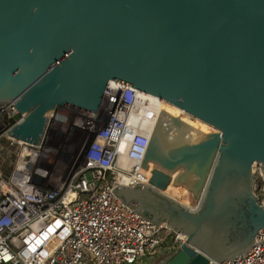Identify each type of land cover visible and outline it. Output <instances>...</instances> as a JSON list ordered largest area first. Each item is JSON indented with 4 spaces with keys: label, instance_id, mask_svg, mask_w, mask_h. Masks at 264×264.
<instances>
[{
    "label": "water",
    "instance_id": "water-1",
    "mask_svg": "<svg viewBox=\"0 0 264 264\" xmlns=\"http://www.w3.org/2000/svg\"><path fill=\"white\" fill-rule=\"evenodd\" d=\"M53 65V66H52ZM109 80L163 98L140 174L114 186L186 239L154 264L233 259L264 227V0H0L7 133L37 144L65 103L95 111Z\"/></svg>",
    "mask_w": 264,
    "mask_h": 264
},
{
    "label": "built area",
    "instance_id": "built-area-1",
    "mask_svg": "<svg viewBox=\"0 0 264 264\" xmlns=\"http://www.w3.org/2000/svg\"><path fill=\"white\" fill-rule=\"evenodd\" d=\"M162 100L109 80L95 111L58 106L37 144L7 133L23 114L0 100V152L14 151L9 172L0 167V264H133L161 243L175 248L186 239L143 217L114 191L116 184L148 183L139 168ZM64 147L66 167L55 169L58 161L45 152ZM252 169L260 176L258 163ZM260 179L255 190L261 198ZM258 240L233 259L207 264H264V227Z\"/></svg>",
    "mask_w": 264,
    "mask_h": 264
},
{
    "label": "rangeland",
    "instance_id": "rangeland-1",
    "mask_svg": "<svg viewBox=\"0 0 264 264\" xmlns=\"http://www.w3.org/2000/svg\"><path fill=\"white\" fill-rule=\"evenodd\" d=\"M57 129V128H56ZM75 132L74 131H64V135H67V138H71L73 137V134ZM45 154L47 156H52L55 161H58V163L55 165V169H59L60 167L65 169V164H66V158L69 155V151L68 148H60L56 151H53L52 149H47ZM0 167L2 168L3 172L5 174H7L12 166V163L14 161V151L12 146L9 147V149L5 150L4 152L1 151L0 152ZM255 170H257L256 165H254ZM260 176L257 174V184L260 183ZM184 200V199H183ZM184 203H187L188 205L191 204L189 202H187L186 200H184ZM190 206V205H189ZM174 247L173 246H169L167 243H161L159 245L156 246L155 251L150 253L147 252L146 254L138 257L135 262L133 264H145L146 260L148 259L149 256H157L161 253H165L168 252L170 250H173ZM5 264H9V263H5Z\"/></svg>",
    "mask_w": 264,
    "mask_h": 264
},
{
    "label": "bare ground",
    "instance_id": "bare-ground-1",
    "mask_svg": "<svg viewBox=\"0 0 264 264\" xmlns=\"http://www.w3.org/2000/svg\"><path fill=\"white\" fill-rule=\"evenodd\" d=\"M164 101H166V100H162L161 102L159 101V102H157V104H156V107L158 108V109H157V110H158V114H159V112H160V110H161V107H162ZM148 183L151 184V185H153V186L156 187L157 189H159V190H161V191H163V192H165V193H167V194L173 196L174 198H176L177 200H179V201L182 202L183 204L188 205L187 203H184L185 201H184L182 198H180V197H178V196L172 194L171 192H169V191H167V190H165V189H163V188L157 186L156 184H154V183H152V182H150V181H148ZM189 205H190V206H189ZM189 205H188L189 207H194V206H195V205H193V204H189ZM164 224L167 225L166 222H164ZM167 226H169V225H167Z\"/></svg>",
    "mask_w": 264,
    "mask_h": 264
},
{
    "label": "crops",
    "instance_id": "crops-1",
    "mask_svg": "<svg viewBox=\"0 0 264 264\" xmlns=\"http://www.w3.org/2000/svg\"><path fill=\"white\" fill-rule=\"evenodd\" d=\"M166 253V252H165ZM165 253H161L157 256H149L148 259L146 260L145 264H154L155 261H157L158 259L161 258V256H163V254Z\"/></svg>",
    "mask_w": 264,
    "mask_h": 264
}]
</instances>
